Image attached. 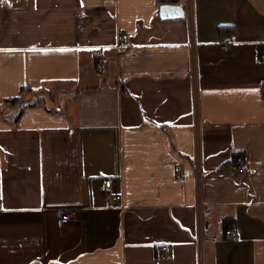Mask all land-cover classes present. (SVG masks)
<instances>
[{
    "label": "crops",
    "instance_id": "0c3cea01",
    "mask_svg": "<svg viewBox=\"0 0 264 264\" xmlns=\"http://www.w3.org/2000/svg\"><path fill=\"white\" fill-rule=\"evenodd\" d=\"M176 5L0 0V264H264V0Z\"/></svg>",
    "mask_w": 264,
    "mask_h": 264
},
{
    "label": "built area",
    "instance_id": "2783aa9c",
    "mask_svg": "<svg viewBox=\"0 0 264 264\" xmlns=\"http://www.w3.org/2000/svg\"><path fill=\"white\" fill-rule=\"evenodd\" d=\"M97 66H99V64H97ZM234 165L239 171H243L246 168V162L241 157H238L235 160V164ZM100 192L103 193V194H114L112 183H111L110 180H105L104 181L103 186L100 188ZM116 198L118 199L119 196L116 195ZM67 210L68 211L65 212L62 215V218H61V221L63 223L72 222V221L76 220V218H75V216H76L75 209L74 208H68ZM224 233H225L226 237H230V238L237 239L238 236H239L238 233L235 232L232 228H229V229L225 230ZM168 253L169 252H168L167 247L166 246H162L161 247V253L159 254V256H160V258H165L168 255Z\"/></svg>",
    "mask_w": 264,
    "mask_h": 264
},
{
    "label": "water",
    "instance_id": "95a60500",
    "mask_svg": "<svg viewBox=\"0 0 264 264\" xmlns=\"http://www.w3.org/2000/svg\"><path fill=\"white\" fill-rule=\"evenodd\" d=\"M158 16L160 19H176L184 16L182 6L176 4H162L158 8Z\"/></svg>",
    "mask_w": 264,
    "mask_h": 264
},
{
    "label": "trees",
    "instance_id": "16d2710c",
    "mask_svg": "<svg viewBox=\"0 0 264 264\" xmlns=\"http://www.w3.org/2000/svg\"><path fill=\"white\" fill-rule=\"evenodd\" d=\"M179 0H156V3L160 6L162 4H177ZM27 91H32L31 88L28 87H23L21 88V93L27 92ZM263 96H264V92H263ZM23 97L20 95L18 97L12 98L11 100H9L10 102L13 101H19L21 100ZM162 128H164V126H162ZM171 145L173 146L172 142ZM239 157V154H235L232 156L231 161L234 162L237 158Z\"/></svg>",
    "mask_w": 264,
    "mask_h": 264
},
{
    "label": "rangeland",
    "instance_id": "374dc122",
    "mask_svg": "<svg viewBox=\"0 0 264 264\" xmlns=\"http://www.w3.org/2000/svg\"><path fill=\"white\" fill-rule=\"evenodd\" d=\"M68 92H69V90L66 91V93H68Z\"/></svg>",
    "mask_w": 264,
    "mask_h": 264
}]
</instances>
